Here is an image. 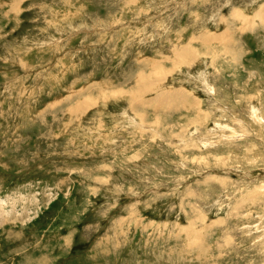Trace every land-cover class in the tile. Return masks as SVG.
<instances>
[{
    "label": "rangeland",
    "instance_id": "374dc122",
    "mask_svg": "<svg viewBox=\"0 0 264 264\" xmlns=\"http://www.w3.org/2000/svg\"><path fill=\"white\" fill-rule=\"evenodd\" d=\"M0 215V264H264V0H0Z\"/></svg>",
    "mask_w": 264,
    "mask_h": 264
},
{
    "label": "bare ground",
    "instance_id": "6f19581e",
    "mask_svg": "<svg viewBox=\"0 0 264 264\" xmlns=\"http://www.w3.org/2000/svg\"><path fill=\"white\" fill-rule=\"evenodd\" d=\"M1 216V215H0ZM2 218V217H1ZM2 222V221H1Z\"/></svg>",
    "mask_w": 264,
    "mask_h": 264
}]
</instances>
